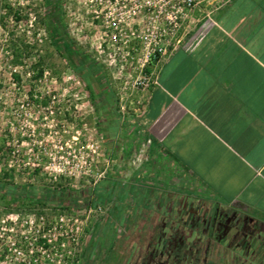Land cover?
Returning <instances> with one entry per match:
<instances>
[{"label":"rangeland","instance_id":"rangeland-1","mask_svg":"<svg viewBox=\"0 0 264 264\" xmlns=\"http://www.w3.org/2000/svg\"><path fill=\"white\" fill-rule=\"evenodd\" d=\"M2 2L24 19L3 14ZM51 2L59 31L97 69L82 75L57 52L49 0H0V179L34 190L0 194V264H257L255 251L230 243L244 226L235 218L240 210L206 198L143 134L114 133L139 98L127 83L140 47L133 30L104 22L100 0ZM120 36L130 41L122 44ZM35 62L41 74L32 70ZM147 69L155 84L158 65ZM106 87L109 100L100 94ZM39 236L51 240L45 251Z\"/></svg>","mask_w":264,"mask_h":264},{"label":"crops","instance_id":"crops-1","mask_svg":"<svg viewBox=\"0 0 264 264\" xmlns=\"http://www.w3.org/2000/svg\"><path fill=\"white\" fill-rule=\"evenodd\" d=\"M202 14L193 11L200 20L184 45L156 63V83L136 91L129 120L113 129L143 134L206 198L240 210L230 243L264 264V0Z\"/></svg>","mask_w":264,"mask_h":264},{"label":"built area","instance_id":"built-area-1","mask_svg":"<svg viewBox=\"0 0 264 264\" xmlns=\"http://www.w3.org/2000/svg\"><path fill=\"white\" fill-rule=\"evenodd\" d=\"M231 0H100L104 22L117 30L131 29V35L137 37L140 43L138 56L131 68L127 83L137 90L148 89L153 82L151 72L146 71L150 60L157 62L165 55L171 54L176 48L183 46L186 28L189 22L197 23L191 15L195 10H201V16L209 18V14L227 5ZM106 25V24H105ZM121 34V33H119ZM122 44L130 41L129 37L122 39ZM156 65V64H155ZM36 238L38 250L45 251L50 247L51 240L45 236ZM44 240V241H40ZM12 250L17 256H23L18 245L11 241ZM61 248L65 244L60 243ZM10 248V247H8ZM32 251V249H28ZM19 264H34L30 260L19 261ZM38 264V263H35Z\"/></svg>","mask_w":264,"mask_h":264},{"label":"trees","instance_id":"trees-1","mask_svg":"<svg viewBox=\"0 0 264 264\" xmlns=\"http://www.w3.org/2000/svg\"><path fill=\"white\" fill-rule=\"evenodd\" d=\"M49 6H50V10L48 11V15H47L48 26L50 27V30L55 35H59L58 43H57V49H56L57 52L61 56H63L77 72H79L82 75H86L87 71L91 72V71L96 70L97 69L96 62H94L92 59H90L89 57L84 55L79 49H77L75 47V45L70 41V39L65 34H62L59 31V29L61 28L60 14L58 12V9L56 8V5L53 2H51V0H49ZM1 8L3 9V10H1L3 12V14L10 16L11 19L15 23H18L22 19H24L23 15L19 11V9L11 6V4L9 2H2ZM156 63H157V59L154 58V59L150 60L149 65L153 66ZM32 70H36L37 73H40V74L42 73V68L38 67L37 62L32 64ZM145 70L148 71L147 67ZM14 76L17 78L16 75H14ZM105 80H106V78L104 76L100 77L96 80L95 84H98L101 86V84ZM87 88H88V90L92 96L96 95V93L93 90V86L91 84L88 83ZM100 94L104 95L107 100H109L110 97L112 96V93L108 87L102 88V90L100 91ZM31 95L32 94L30 93V96ZM42 102L46 103L45 100H43ZM16 187H18V186H16ZM16 189L17 188L13 187L12 184L4 182V180L0 179V194L2 196H8L11 194L12 195H20V196L21 195L32 196L34 194L33 188H30V190H28V192L23 191L22 186L20 187V189H22V190L18 191ZM25 190H26V188H25ZM104 192L105 191H101L100 189L96 190L97 195L103 196V195H105ZM59 197H60V199H63L65 197H67V193L63 192L62 194L59 195ZM40 241H44V240L40 239ZM118 256L119 255L115 253V255L112 257V259L115 260Z\"/></svg>","mask_w":264,"mask_h":264}]
</instances>
